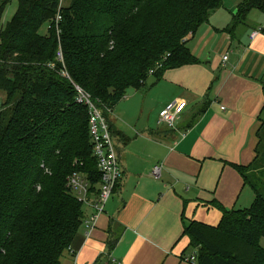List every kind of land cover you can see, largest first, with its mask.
<instances>
[{
  "label": "trees",
  "instance_id": "obj_1",
  "mask_svg": "<svg viewBox=\"0 0 264 264\" xmlns=\"http://www.w3.org/2000/svg\"><path fill=\"white\" fill-rule=\"evenodd\" d=\"M10 1L0 0V93L7 100L0 110V264H61L87 219V206L72 192L69 179L81 175L93 200L102 182L89 111L76 102L75 87L99 102L115 140L109 111L151 78L195 64L187 40L223 4L18 0L14 17L3 27ZM254 9L264 13V0H245L225 31L233 37L248 26ZM263 133H258L253 163L239 167L255 193L253 205L222 209L217 226L193 221L185 227L198 264H264Z\"/></svg>",
  "mask_w": 264,
  "mask_h": 264
},
{
  "label": "crops",
  "instance_id": "obj_2",
  "mask_svg": "<svg viewBox=\"0 0 264 264\" xmlns=\"http://www.w3.org/2000/svg\"><path fill=\"white\" fill-rule=\"evenodd\" d=\"M244 1L222 0L188 38L195 64L167 70L112 110L119 189L91 236L82 227L61 264H191L190 222L217 226L222 209L253 205L239 167L253 163L264 131V26L256 24L264 13L252 10L233 37L225 31ZM182 101L176 128L161 124L160 113ZM156 165L160 180L152 176Z\"/></svg>",
  "mask_w": 264,
  "mask_h": 264
},
{
  "label": "built area",
  "instance_id": "obj_3",
  "mask_svg": "<svg viewBox=\"0 0 264 264\" xmlns=\"http://www.w3.org/2000/svg\"><path fill=\"white\" fill-rule=\"evenodd\" d=\"M61 17L57 18L59 21ZM257 33L252 35L255 38ZM62 59V55H59ZM227 57L224 61H227ZM159 68L161 66L159 65ZM155 71H151L150 75H154ZM65 77L67 73H63ZM77 91L76 102L80 105L86 106L89 111L90 118V133L91 143L93 145V153L97 159L98 170L102 176L100 185V192L97 199L90 198V185L85 179L79 175L74 174L69 179V187L75 193L85 206L93 209L94 213L85 221L84 227L87 230L86 237L89 238L98 224L100 216L105 213L108 202L114 195L117 185L122 179V171L119 165L118 156L116 152L115 143L110 132V127L107 118L104 116L103 110L99 106V102L93 100L91 95L86 93L83 89L75 87ZM186 102H179L171 108H167L160 113V123L175 129L177 126V119L183 114L186 108ZM2 107L0 98V110ZM224 109V108H223ZM112 111H109L111 113ZM163 167L160 165L154 166L152 169V176L155 180H160L162 177ZM191 264L196 263V257L192 256L185 259Z\"/></svg>",
  "mask_w": 264,
  "mask_h": 264
},
{
  "label": "rangeland",
  "instance_id": "obj_4",
  "mask_svg": "<svg viewBox=\"0 0 264 264\" xmlns=\"http://www.w3.org/2000/svg\"><path fill=\"white\" fill-rule=\"evenodd\" d=\"M17 8H18V0H11L8 4H7V6H6V8H5V13H4V17H3V27H6L7 26V24L12 20V18L14 17V15H15V13H16V11H17ZM256 24L257 25H259V24H262V26H264V19H262L261 20V22L260 21H257L256 22ZM48 29H49V25L47 24L46 26H44L42 29H41V33L42 34H47V31H48ZM261 32V31H260ZM154 78V77H153ZM153 78H151L149 81H148V85L150 84H152L153 82H155L154 81V79ZM132 93H134L133 91H130L129 93H128V95H127V99H128V97H130L131 96V94ZM0 98H1V103L3 104H5V103H7V100H6V96H5V94H3V93H0ZM6 101V102H5ZM264 132V131H263ZM263 136H264V133H263ZM246 172V174H248V171L246 170L245 171ZM251 207V206H250ZM249 207V208H250ZM248 208V209H249Z\"/></svg>",
  "mask_w": 264,
  "mask_h": 264
}]
</instances>
